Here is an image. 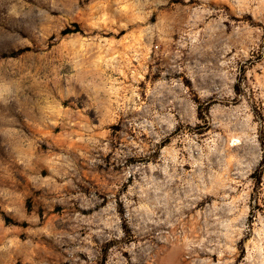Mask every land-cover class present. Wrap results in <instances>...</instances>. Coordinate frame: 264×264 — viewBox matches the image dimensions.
Instances as JSON below:
<instances>
[{"label": "rangeland", "instance_id": "obj_1", "mask_svg": "<svg viewBox=\"0 0 264 264\" xmlns=\"http://www.w3.org/2000/svg\"><path fill=\"white\" fill-rule=\"evenodd\" d=\"M0 264H264V0H0Z\"/></svg>", "mask_w": 264, "mask_h": 264}]
</instances>
